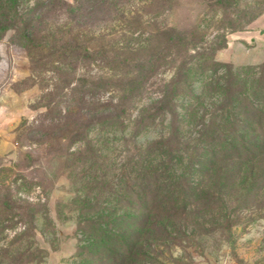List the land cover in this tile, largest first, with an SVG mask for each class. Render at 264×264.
<instances>
[{"label": "rangeland", "instance_id": "374dc122", "mask_svg": "<svg viewBox=\"0 0 264 264\" xmlns=\"http://www.w3.org/2000/svg\"><path fill=\"white\" fill-rule=\"evenodd\" d=\"M181 67L175 114L158 112ZM138 69L143 89L117 114ZM261 119L264 0H0V264H121L116 233L142 226L144 189L174 216L124 264H264V191L196 170L211 139ZM172 135L176 174L139 176Z\"/></svg>", "mask_w": 264, "mask_h": 264}, {"label": "trees", "instance_id": "16d2710c", "mask_svg": "<svg viewBox=\"0 0 264 264\" xmlns=\"http://www.w3.org/2000/svg\"><path fill=\"white\" fill-rule=\"evenodd\" d=\"M183 39L187 40L184 37L179 40ZM176 41L177 40L173 37V42L175 43ZM190 42H192V44L185 41V43H187V47L197 48L196 52L198 53H201L202 50L208 49V47H197V41L193 40ZM188 44L190 45L188 46ZM212 46L214 50L215 45ZM187 73H190L189 68L181 67L174 72L170 81L162 85L157 101V103L160 104L157 107L158 112L161 111L175 114L176 92L180 87L179 84L187 82ZM143 74V70L138 69L136 70L134 76L119 84L120 86L117 87L119 98L118 102L114 106L117 114L124 113L134 98L141 93L143 87L139 83V76L141 77ZM225 93L226 97L232 98L233 93L230 86L225 88ZM227 101H231V99H228ZM255 122V128L258 131L251 133L248 137H246V134L234 130L226 137L220 139L218 143H215V141H212L211 139L209 150L205 153V158L208 159L204 158L202 165L198 166L196 170L200 172L206 180H210L214 177L213 179L216 183L231 182L234 184L237 182L242 184L243 182V184H246V182L249 181V187L245 189L247 194H250L253 188H256L255 190L258 194L262 193L264 191V119L257 120ZM247 124H249V121L246 123V126ZM175 132L176 131H174V135H176ZM206 138L207 134L201 133L198 139L204 141ZM171 139H173V135L167 138H160L156 141V148L149 151L150 153L144 157V160L139 167V176L141 175L143 177H150L159 180L166 174V172L176 174V169L173 167L174 150L169 145ZM150 154H157L159 156V160L155 162L156 164L152 163L153 160L151 159ZM198 156L200 157V155H197L195 152L189 151V154L187 155V162L183 166V168H185L184 172H186L187 168L191 169L195 167L194 158H198ZM182 159L184 160V155L182 156ZM219 163L225 164L226 167L218 165ZM223 168L225 171H221ZM143 193L144 194H142L139 198V201L141 202L140 209L145 212L144 214L148 215L146 216V219L143 220L142 226L137 227L134 234H132V232L127 234L121 232L116 233L118 239H121L123 242V248L126 249V254L121 256V264H124L131 257H133L134 250L138 244L147 241L143 239V234L145 229L148 228L149 223L152 222L154 225L158 224L157 229L166 233L169 227V222H171L170 220H172L171 218L174 216L170 213L165 214V203L168 202L166 199L162 201L159 199L149 201L148 191L144 189ZM155 198H158L157 195ZM183 201L185 207L186 202L188 203V201H186V199H183ZM2 205L6 209L13 208L14 202L7 198L3 201ZM182 212L185 211L183 210L181 213ZM127 242L131 243L127 244ZM118 250H122V245L121 249Z\"/></svg>", "mask_w": 264, "mask_h": 264}]
</instances>
